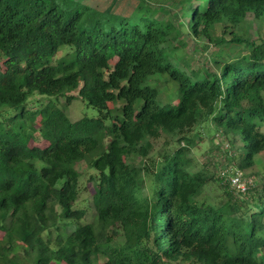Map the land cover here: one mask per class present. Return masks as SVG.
Instances as JSON below:
<instances>
[{
    "label": "trees",
    "instance_id": "trees-1",
    "mask_svg": "<svg viewBox=\"0 0 264 264\" xmlns=\"http://www.w3.org/2000/svg\"><path fill=\"white\" fill-rule=\"evenodd\" d=\"M263 128L264 0H0V264H264Z\"/></svg>",
    "mask_w": 264,
    "mask_h": 264
},
{
    "label": "rangeland",
    "instance_id": "rangeland-1",
    "mask_svg": "<svg viewBox=\"0 0 264 264\" xmlns=\"http://www.w3.org/2000/svg\"><path fill=\"white\" fill-rule=\"evenodd\" d=\"M89 3H91L93 6H96L98 8H105L107 4L109 3V0H89ZM161 15V13H159ZM257 27L254 26L253 30L250 32V37L253 39H256L260 37V30L256 29ZM65 53V51H61L58 53V57L62 56ZM180 53V51H179ZM186 59L187 57L184 56ZM203 53H197L195 56V63H203ZM161 81V80H160ZM150 84H153V81H149ZM162 87L164 89H170L174 88L173 93L171 92L167 93L164 90H162L160 94V105L164 106L165 108L169 107V104H176L177 101H171L173 98H175L176 89L172 82H167L166 84H162ZM172 91V90H171ZM75 95L76 93H71ZM60 108H64L66 112V116L69 121H76L80 119L81 117H88V118H96L98 116V113L95 109L87 106L85 103L81 102L79 99H73L68 106H65L63 104L59 105ZM264 129V128H263ZM219 133L217 130H215L213 127H209V134L204 137V141L200 143V147L195 151V156L197 160L200 161V159L206 158L209 159V157H214V152L212 153L209 151V148L212 146H215L218 141L219 137L217 136ZM36 145L39 148L45 147V143L38 140L36 143H32V145ZM209 156V157H208ZM262 160L264 161V154H262ZM212 160H210L211 162ZM257 165L252 167L251 169L245 171V173H249L250 171H256ZM90 173L88 171H82L81 176L79 178V189L80 194L76 203V207L82 209L85 211L84 218L78 223V224H85L91 222L93 219V208H92V202H91V195L93 193V188L91 183L88 181ZM213 194L212 192L210 195ZM94 221V220H93ZM76 226L77 224H73ZM180 264V263H178Z\"/></svg>",
    "mask_w": 264,
    "mask_h": 264
},
{
    "label": "built area",
    "instance_id": "built-area-1",
    "mask_svg": "<svg viewBox=\"0 0 264 264\" xmlns=\"http://www.w3.org/2000/svg\"><path fill=\"white\" fill-rule=\"evenodd\" d=\"M220 179L225 180L236 195L244 196L248 189L253 185L254 178L247 175L243 170L229 165L218 172Z\"/></svg>",
    "mask_w": 264,
    "mask_h": 264
}]
</instances>
